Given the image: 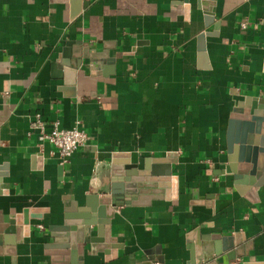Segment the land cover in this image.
<instances>
[{
  "label": "crops",
  "instance_id": "crops-1",
  "mask_svg": "<svg viewBox=\"0 0 264 264\" xmlns=\"http://www.w3.org/2000/svg\"><path fill=\"white\" fill-rule=\"evenodd\" d=\"M247 96L264 97V0H0V226L42 209L24 241L0 239V264H187L204 237L235 235L249 252L235 264L264 262V193L224 172ZM36 113L48 130L79 122L86 145L62 165L28 134ZM115 153L172 170L176 197L158 182L161 194L116 207L110 253L57 248L50 227L110 186Z\"/></svg>",
  "mask_w": 264,
  "mask_h": 264
},
{
  "label": "water",
  "instance_id": "water-1",
  "mask_svg": "<svg viewBox=\"0 0 264 264\" xmlns=\"http://www.w3.org/2000/svg\"><path fill=\"white\" fill-rule=\"evenodd\" d=\"M89 4L90 2L86 1L84 7H88ZM212 24L217 31L221 22H215L212 12H208L205 16V26ZM207 34L210 35V32ZM205 37V32L199 36V50L202 56L205 54ZM122 158L124 159L121 160ZM127 158L129 157L126 155L115 153L111 162L110 186L102 192L87 195L85 206L80 207L76 215L66 213L64 226L50 227L57 248H73L77 254H81L87 248L92 253L97 251L110 253L111 249L119 245L112 243L110 229L116 207L131 204L137 195L143 193L161 194L162 188H157L158 182L171 181L176 197L178 178L173 175L172 170L167 168L162 171L154 165L149 167L143 158L137 162H131V158L130 160ZM2 169L4 165L0 166V189L3 177L7 175ZM224 172L232 173L235 183L242 184L243 189H247L250 194L258 191L264 193V97L247 96L240 99L233 108L227 130V165ZM142 181L151 183V186L147 185L151 188L149 191L143 190L145 186L140 184ZM102 193H105L104 196H101ZM41 211V208L26 207L17 217L6 218L7 226H0V239L14 245L24 241L29 236L30 218H41ZM93 226H97L96 235H92ZM54 230L64 232L63 236L53 234ZM211 238L213 237H204L198 242L196 249H192L187 264H235L237 259L248 256L249 252L240 246L239 236L224 237L221 245L216 241L211 242L214 240ZM114 253L112 250L113 255ZM79 259L82 260V256H79ZM148 261L142 264L153 263L151 258ZM70 264L75 262L70 260ZM239 264L264 262L244 261Z\"/></svg>",
  "mask_w": 264,
  "mask_h": 264
},
{
  "label": "built area",
  "instance_id": "built-area-1",
  "mask_svg": "<svg viewBox=\"0 0 264 264\" xmlns=\"http://www.w3.org/2000/svg\"><path fill=\"white\" fill-rule=\"evenodd\" d=\"M247 28V21H242L240 23V29L246 30ZM78 123L72 128H63L59 120H54L50 123L51 127L48 130L47 122L43 120L40 113H36L30 121L28 134H36L37 144L41 150L44 148L46 142L50 143L53 146V150L50 153L56 155L60 163L64 165L88 141L87 132ZM39 227L44 228L43 225H39Z\"/></svg>",
  "mask_w": 264,
  "mask_h": 264
}]
</instances>
